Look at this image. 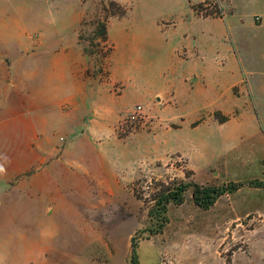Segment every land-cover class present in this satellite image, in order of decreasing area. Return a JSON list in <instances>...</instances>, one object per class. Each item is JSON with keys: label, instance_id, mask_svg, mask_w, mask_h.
Masks as SVG:
<instances>
[{"label": "rangeland", "instance_id": "rangeland-1", "mask_svg": "<svg viewBox=\"0 0 264 264\" xmlns=\"http://www.w3.org/2000/svg\"><path fill=\"white\" fill-rule=\"evenodd\" d=\"M108 1L37 0L46 22L77 18L76 41L85 56V74L102 82L113 96L124 92L117 104L123 110L117 112L109 130L94 124L95 142L91 140L93 151L86 154L85 178L73 177L76 183L71 182V189L65 187L62 196L47 193L56 199L63 197L57 201L60 205L49 207L51 214L43 224L30 221L9 227L12 237L7 245L2 242L0 251L7 252L9 244L16 251L14 264H131L134 237L139 264H264V185L249 183L264 181V139L251 137L249 123L240 137L235 126L220 124L214 111L201 112L191 127L202 119H215L218 126L210 128L216 139L201 145L198 139L207 126L192 129L189 144L183 152H175L172 146L180 145L183 131L176 133L175 123L153 111V105L161 107L172 100L157 95L146 103L141 91L152 92L155 84H135L138 73L146 72L148 66L135 61L133 47L149 41L137 33L136 22L157 17L162 27L169 20L181 25L197 14L191 7L203 0H115L126 8L123 16L107 15L104 6ZM203 8L200 14L207 10L212 12L210 17L227 15L219 23L220 31L230 24L231 29L221 41L227 39L238 47L252 71L253 88L264 99V0H207ZM110 10L119 11L117 7ZM237 88L231 91L238 94ZM133 104H141L149 117L136 131L126 132L118 125L119 117ZM262 109L249 111L260 136H264ZM110 141L115 148L109 147L108 154ZM112 165L116 169L111 170ZM173 178L209 186L240 185L220 195L208 209L193 202L189 186L182 203L167 204L168 221L152 233L156 221L147 214L152 204L149 196L159 183ZM51 179L57 178L52 175ZM24 232L26 236L20 235Z\"/></svg>", "mask_w": 264, "mask_h": 264}, {"label": "crops", "instance_id": "crops-1", "mask_svg": "<svg viewBox=\"0 0 264 264\" xmlns=\"http://www.w3.org/2000/svg\"><path fill=\"white\" fill-rule=\"evenodd\" d=\"M226 18L192 14L181 25L169 20L163 27L157 17L136 22L137 33L149 41L133 47L135 61L148 66L137 79L136 73L135 84H155L152 92L141 91L146 103L157 95L172 100L153 105V111L175 123L176 133L183 131L185 137L175 143L180 145L172 146L175 152L189 144L192 129L207 126L198 139L201 145L216 139L210 128L218 126L215 119L191 127L201 112L215 110L230 115L220 124L235 126L241 137L249 123L251 137L263 142L249 111L259 113L264 99L254 90L252 71L238 47L221 41L231 29L230 24L220 31L219 23ZM78 22H46L37 0H0V246L12 237L9 227L43 224L51 214L49 207L60 205L57 201L63 197L47 193L62 196L76 183L73 177L85 178L94 124L109 130L123 110L117 104L124 92L113 96L102 82L85 74V56L76 41ZM234 86L238 94L231 91ZM113 144L107 143L108 154ZM15 253L8 244L7 252L0 251V264H14Z\"/></svg>", "mask_w": 264, "mask_h": 264}, {"label": "trees", "instance_id": "trees-1", "mask_svg": "<svg viewBox=\"0 0 264 264\" xmlns=\"http://www.w3.org/2000/svg\"><path fill=\"white\" fill-rule=\"evenodd\" d=\"M207 0H203L202 2L197 3L195 6H192V10L197 12V14L202 15L203 17L211 16L212 12L205 10L203 14H200V11L206 8H203L204 3ZM117 7L119 9L118 12H111L110 8ZM104 11L107 15H116L123 16L126 12V8L118 3L115 0H109L107 4L104 6ZM220 16V15H219ZM218 16V17H219ZM99 24V23H98ZM101 25V34H105V26ZM215 119L218 122L222 123L228 120V116L222 114L220 111L215 110L213 112ZM221 115V116H220ZM249 183L255 184V186H263L264 181L253 180L249 181ZM239 183L229 182L223 186H209V185H201L196 182H184L181 179L173 178L167 183L161 182L158 184L156 190L152 192L149 196V201L152 202L150 207L148 208L147 214L151 219L156 221V227L152 230V233H157L161 230V228L168 221L166 217L167 204L170 202L175 204H180L183 201V194L185 190L191 186L192 187V198L193 202L201 207L202 209H208L215 200L225 193H229L231 191L236 190L239 187ZM133 194L137 198H141L140 194L133 189ZM145 202H148L146 199ZM131 264H139L137 250H136V242L135 238H132L131 242Z\"/></svg>", "mask_w": 264, "mask_h": 264}, {"label": "built area", "instance_id": "built-area-1", "mask_svg": "<svg viewBox=\"0 0 264 264\" xmlns=\"http://www.w3.org/2000/svg\"><path fill=\"white\" fill-rule=\"evenodd\" d=\"M147 114L141 104H133L120 115L118 125H122V129L126 132L136 131L137 128L139 129L145 123L146 117H149Z\"/></svg>", "mask_w": 264, "mask_h": 264}]
</instances>
